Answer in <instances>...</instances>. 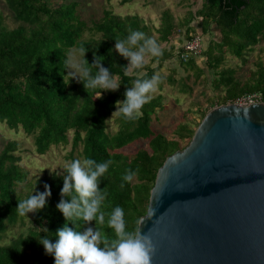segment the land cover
<instances>
[{"label":"trees","instance_id":"16d2710c","mask_svg":"<svg viewBox=\"0 0 264 264\" xmlns=\"http://www.w3.org/2000/svg\"><path fill=\"white\" fill-rule=\"evenodd\" d=\"M2 1L17 26L8 28L4 15L0 13V124L34 135L35 151L40 155L46 154L53 145L66 144L68 133L73 131L71 155L81 145L83 158L92 157L98 162L111 158L113 164L99 185L107 192L102 206L106 212L105 221L98 223L97 227L104 236L115 238L114 231L107 224V213L115 205H120L124 208L127 227L137 228V221L147 212L159 168L167 157L189 144L196 129L188 123H180L171 137L156 132L153 121L159 119L157 112L163 109L161 96L146 102L142 115L134 121H127L118 113L115 133L108 132V122H105L116 110L115 102L125 98L126 88L134 79L150 77L165 61L174 58L173 47L161 48L162 55L158 57L150 56L151 61L158 64L155 68L144 64L143 68L128 73L122 68L129 61L115 49V39L123 38L130 29L154 37L152 29L139 14L120 15L105 8L100 16L83 18L78 9L80 0ZM196 16L202 19L203 32L213 23L221 33V42L211 45L204 53L211 69L220 67L227 51L246 64V53L264 42V0H203ZM192 19L190 13L185 21L190 24ZM181 26L176 24L169 9L164 10L157 30L159 41L168 42L177 32H182ZM188 31L184 33V43L198 36L189 35ZM81 48L87 51L85 55L90 64L96 55L102 56L104 66L110 68L121 83L119 89L101 90L102 96L97 97L100 89H86L82 81L66 76L67 70L62 65L65 54L74 50L80 55L79 61H83ZM194 58L188 62L180 60L197 83L205 71ZM92 70L96 71L95 68ZM142 70L146 72L139 76ZM217 76L213 87L220 90V94L208 100L211 107L202 113V119L215 106L233 103L244 94L264 91L262 59L257 60L255 70L245 79L232 68L221 70ZM170 80L175 82L172 77ZM181 89L192 91L186 82H182ZM137 141L147 142L148 148L133 153L124 151ZM17 149V142L9 141L0 152V235L9 226H24L26 219L29 226L27 233L0 245V264H54V256L46 253L38 239L44 234L42 226L49 229V235L55 240L57 229L68 222L56 207L61 199L64 173L43 175L28 181V172L21 165ZM128 168L138 169V174L133 181L124 182L122 188L123 174ZM45 184L50 185L52 193L46 207L28 214L18 213L19 199L35 190L44 191ZM69 226L75 227L70 222ZM81 226V230L87 226L95 228L96 221Z\"/></svg>","mask_w":264,"mask_h":264},{"label":"water","instance_id":"95a60500","mask_svg":"<svg viewBox=\"0 0 264 264\" xmlns=\"http://www.w3.org/2000/svg\"><path fill=\"white\" fill-rule=\"evenodd\" d=\"M138 227L151 264H264V102L211 109L159 168Z\"/></svg>","mask_w":264,"mask_h":264},{"label":"clouds","instance_id":"9594fccd","mask_svg":"<svg viewBox=\"0 0 264 264\" xmlns=\"http://www.w3.org/2000/svg\"><path fill=\"white\" fill-rule=\"evenodd\" d=\"M115 49L129 61L122 68L125 72L143 68L148 56L162 55L158 41L138 29H130L123 38L115 39ZM79 51L83 53V61L77 60L74 50L65 54L62 65L67 70L66 76L82 81L86 89H100L97 97L102 96L101 90L119 89L121 83H118L116 74L104 66L102 56L96 55L90 64L85 55L87 51L83 48ZM160 80L158 73L134 79L126 88L125 98L115 102L113 115L119 113L127 121L138 119L143 105L152 98L151 93L157 89ZM112 164L111 158L98 162L92 157H77L61 168L64 170L63 187L56 207L68 222L57 229L55 240L49 235V229L42 226L44 234L38 239L46 253L54 256V264H151L156 246L151 236L142 233L139 227H127L122 206L115 205L107 213V224L114 231L115 238L104 236L97 227L98 223L105 221L106 212L102 206L107 198L105 188L101 189L99 185ZM51 170L56 175L61 174ZM137 174L138 169H126L120 186L123 188L124 182L133 181ZM51 194L50 185L45 184L44 191L35 190L26 198L19 199L16 211L28 214L41 210L46 207ZM93 220L96 221L95 228L87 226L81 230L82 223L88 225ZM69 222L75 227H70Z\"/></svg>","mask_w":264,"mask_h":264},{"label":"rangeland","instance_id":"374dc122","mask_svg":"<svg viewBox=\"0 0 264 264\" xmlns=\"http://www.w3.org/2000/svg\"><path fill=\"white\" fill-rule=\"evenodd\" d=\"M80 1L81 6L78 9L83 18H90L94 15L100 16L105 8H110L120 15L139 14L152 29L153 36L160 42L161 48L171 49L173 47L174 58L165 61L156 71L160 75L161 80L158 83L157 89L151 93L152 98L157 96L162 97L163 106V109H159L157 112L159 119L153 121V129L156 132L165 133L169 137L174 134L175 129L180 123H188L191 128L196 129L197 124L202 121V113L211 107L208 100L217 98L220 94V90L214 89L213 80L218 77L217 75L221 70L227 68L235 69L238 75L242 79H245L252 70H255V63L258 59L264 61V42H261L254 50L246 53V64L240 58L235 57L227 51L224 53V61L219 68H209L207 56L204 53L211 45L220 43L222 37L220 31L213 23L203 32L202 19L196 16V12L202 7L203 0H134L126 4H123L122 0ZM166 9H169L173 14L176 24H182V32H177L168 42H161L158 39L159 33L157 30L161 26V13ZM0 13L4 15L5 25L8 28L17 26L2 0H0ZM190 13H192L193 19L190 21V24H187L186 18L189 17ZM187 29H189V35H198L201 40V53L196 55L194 59L205 73L203 78L197 81V83H194L195 79L191 76V71L185 70L181 65L182 61L178 54L180 47L184 43V33H187ZM76 58L80 60V55L76 54ZM145 64L152 68L158 65L156 62L151 61L150 56L146 57ZM134 71L135 69H130L128 73H134ZM145 72V70H142L138 75L141 76ZM170 77L175 82L171 81ZM182 82L188 83L192 87V91H182ZM117 115L118 113L112 115L110 117L111 120L108 121V132L110 133H115L118 129ZM73 135V131H70L68 133L69 141L66 144L53 145L46 154L40 155L35 151L34 135H27L22 129L13 130L9 129L6 124H0V152L7 142L16 141L18 147L16 154L21 156V165L28 172V181H34L40 176L53 174L51 169L63 174L64 170L61 168H63L66 162H70L72 157L83 158L81 145L71 155ZM141 148H148V143L137 141L127 146L124 151L133 153ZM28 226L29 222L27 219L24 226L20 224L9 226L7 231L0 235V245L8 244L20 234L27 233Z\"/></svg>","mask_w":264,"mask_h":264},{"label":"built area","instance_id":"2783aa9c","mask_svg":"<svg viewBox=\"0 0 264 264\" xmlns=\"http://www.w3.org/2000/svg\"><path fill=\"white\" fill-rule=\"evenodd\" d=\"M183 52H181L180 58L184 62H188L191 57L201 53V40L198 36H195L191 40L187 41L183 45ZM256 102H264V91H256L240 96L234 103L240 105H249Z\"/></svg>","mask_w":264,"mask_h":264}]
</instances>
